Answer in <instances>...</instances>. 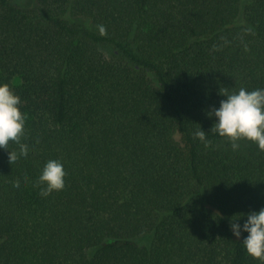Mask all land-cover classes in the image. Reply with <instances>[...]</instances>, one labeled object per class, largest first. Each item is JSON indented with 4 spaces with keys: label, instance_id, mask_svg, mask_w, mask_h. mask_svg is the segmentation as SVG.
I'll use <instances>...</instances> for the list:
<instances>
[{
    "label": "trees",
    "instance_id": "16d2710c",
    "mask_svg": "<svg viewBox=\"0 0 264 264\" xmlns=\"http://www.w3.org/2000/svg\"><path fill=\"white\" fill-rule=\"evenodd\" d=\"M35 1L0 0L28 149L0 151V264H264L228 219L264 206V151L206 115L220 90L264 88V0ZM48 159L65 186L44 196Z\"/></svg>",
    "mask_w": 264,
    "mask_h": 264
},
{
    "label": "clouds",
    "instance_id": "9594fccd",
    "mask_svg": "<svg viewBox=\"0 0 264 264\" xmlns=\"http://www.w3.org/2000/svg\"><path fill=\"white\" fill-rule=\"evenodd\" d=\"M99 31L104 34L105 28L101 25ZM218 93L224 98L219 100L218 106L206 111V115L214 117L210 130L230 140L233 150L239 148L238 141L248 140L264 151V88L247 90L241 87L234 92L220 90ZM24 128L25 117L20 112V98L8 83L0 81V151L10 149V144L19 146V151L10 149L7 153L6 160L11 166L19 159L27 158L28 149L21 144ZM194 135L208 144L206 131L201 127ZM65 176L64 165L59 159L46 160L37 177V184L42 185L41 195L62 190ZM22 179L27 182L26 176ZM20 187V180L13 182L14 190ZM228 219L230 231L243 244L246 253L264 261V206L234 212Z\"/></svg>",
    "mask_w": 264,
    "mask_h": 264
},
{
    "label": "rangeland",
    "instance_id": "374dc122",
    "mask_svg": "<svg viewBox=\"0 0 264 264\" xmlns=\"http://www.w3.org/2000/svg\"><path fill=\"white\" fill-rule=\"evenodd\" d=\"M12 1L16 3H20L27 8H37L38 7V4L35 0H12ZM76 19L80 21L85 20V18H82V17H79ZM99 48L102 51V53L107 57H109L111 54H113V52L116 51L115 48H113V46H110V45H100Z\"/></svg>",
    "mask_w": 264,
    "mask_h": 264
}]
</instances>
